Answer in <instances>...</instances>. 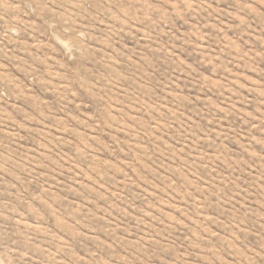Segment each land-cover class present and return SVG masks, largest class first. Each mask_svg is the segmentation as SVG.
<instances>
[{"label": "rangeland", "instance_id": "obj_1", "mask_svg": "<svg viewBox=\"0 0 264 264\" xmlns=\"http://www.w3.org/2000/svg\"><path fill=\"white\" fill-rule=\"evenodd\" d=\"M0 264H264V0H0Z\"/></svg>", "mask_w": 264, "mask_h": 264}]
</instances>
